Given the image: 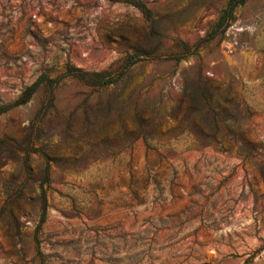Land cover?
I'll use <instances>...</instances> for the list:
<instances>
[{
	"label": "rangeland",
	"instance_id": "1",
	"mask_svg": "<svg viewBox=\"0 0 264 264\" xmlns=\"http://www.w3.org/2000/svg\"><path fill=\"white\" fill-rule=\"evenodd\" d=\"M140 1L0 0V264H264V0Z\"/></svg>",
	"mask_w": 264,
	"mask_h": 264
},
{
	"label": "trees",
	"instance_id": "2",
	"mask_svg": "<svg viewBox=\"0 0 264 264\" xmlns=\"http://www.w3.org/2000/svg\"><path fill=\"white\" fill-rule=\"evenodd\" d=\"M113 1H120V2H125L128 4L133 5L134 7L138 8L143 15L149 19L150 16V11L147 9V7L145 6V4L140 1V0H113ZM246 0H228V2L226 3L225 8L222 10V13L219 16V21L220 23L225 21V25L228 24V22L231 19V15L233 13V10L243 4ZM135 61H130L129 64L134 63ZM76 70V69H75ZM78 79H80L81 81H83L85 84H89V85H105L108 83H112L115 79H112L111 77H105V74H88L84 71L78 70L76 71L75 75ZM37 87V82H34L30 85H28L21 93L20 95L16 98V100L14 101V105H18V104H23L25 102H27L30 97L32 96V94L34 93L35 89ZM5 107H0V112L4 111ZM45 209H46V201H44L43 204V210H42V218L44 217V213H45Z\"/></svg>",
	"mask_w": 264,
	"mask_h": 264
}]
</instances>
